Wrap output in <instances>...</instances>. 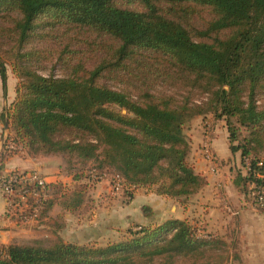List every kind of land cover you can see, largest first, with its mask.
<instances>
[{"label": "trees", "instance_id": "1", "mask_svg": "<svg viewBox=\"0 0 264 264\" xmlns=\"http://www.w3.org/2000/svg\"><path fill=\"white\" fill-rule=\"evenodd\" d=\"M38 21L86 29L109 42L103 43L111 56L87 70L74 52L65 56L71 52L65 45L58 58L65 56L64 74H38L33 53L21 52ZM7 41L13 43L2 53ZM2 54L18 79L14 99L0 115L6 138L29 155L61 156V174L75 171L73 159L92 161L97 173L107 169L121 179L125 195L145 189L185 206L206 184L190 160L186 132L193 120L212 114L224 118L229 150L240 154L233 181L238 192L246 201L255 189H264V158L251 145L264 131V107L257 103L264 102V0H0V82L6 93ZM140 69L148 86L155 84L154 90L158 83L166 92L147 88L131 95L100 82L103 72ZM195 94L206 99L195 103ZM236 124L249 132L248 139ZM15 154L2 145L0 162ZM243 158L251 160L248 171ZM61 184L46 185L35 216H52L63 229L64 214L82 210L89 190L77 186L57 195ZM15 190L31 192L26 186ZM12 201L21 203L18 197ZM33 206L26 195L24 211L13 206L12 217L32 218ZM256 209L264 213V206ZM141 210L145 218L153 214L149 207ZM135 227L140 229L125 233L130 239L105 246L15 240L0 246V264H211L213 251L226 246L217 236L198 237L197 226L187 220Z\"/></svg>", "mask_w": 264, "mask_h": 264}, {"label": "crops", "instance_id": "2", "mask_svg": "<svg viewBox=\"0 0 264 264\" xmlns=\"http://www.w3.org/2000/svg\"><path fill=\"white\" fill-rule=\"evenodd\" d=\"M6 86V90L10 91L11 89L13 94L14 88L9 81ZM1 112L0 109V115ZM203 120L205 119L193 120L187 129V136L191 146L190 160L195 172L205 179L206 184L197 194L190 197L185 206L145 189H133L131 196L123 195L125 200L123 203L116 202L117 200L114 197L116 194L114 193L109 196L110 198L107 197L108 195H103L104 200L98 201L103 207L102 213H97L94 220L92 219L94 216L91 217L90 225H86L87 228L82 227L83 229L77 231L79 233L80 230H83V234L80 233L81 236L75 235L69 240L77 244H86L93 241L94 244L97 242V245L98 243L102 245L111 240L113 241L115 238L117 239L121 235L124 236L128 229H133L132 227L151 226L169 219L187 220L191 224L203 228H207L204 224L220 228L222 221L223 224L226 223L224 219L222 220L223 217L219 216V214H223V216L227 215L235 219L236 233L238 231L240 233V244L238 243L240 248L237 252L239 261L243 264H264V213L250 209L244 196L234 186V178L226 176V172L222 168L213 171L211 169L212 165L203 156L201 157L199 152H194V145L196 141L199 145L203 143L202 147H208L218 160H226L227 162L231 159L235 161V164L239 160L238 171L240 169V154L230 152L226 129L223 125H218V120L204 121V123ZM205 125L208 126L205 128ZM5 133V127L0 120V153L2 150V137ZM59 165L60 161L55 156H33L21 152L6 157L0 162V174L14 169L22 171L35 170L45 176L48 182H55L54 180L57 181L62 177L59 172ZM228 165L230 168V163ZM104 190L109 194L108 188ZM101 192L100 189L99 191L95 189L93 196L88 199V204L98 205L96 203L98 199L96 193L99 195ZM216 206L218 207L216 208ZM143 207H149L152 210L153 214L150 218L143 216L141 210ZM4 213L5 202L0 193V246L19 240L14 232L16 228L13 225L15 226V224L8 219H4ZM76 214L67 213L66 215L72 217ZM213 218L218 221L215 222ZM228 219L230 218L226 220L228 221ZM44 220H49V218Z\"/></svg>", "mask_w": 264, "mask_h": 264}, {"label": "rangeland", "instance_id": "3", "mask_svg": "<svg viewBox=\"0 0 264 264\" xmlns=\"http://www.w3.org/2000/svg\"><path fill=\"white\" fill-rule=\"evenodd\" d=\"M43 22L38 21V26L34 29L33 34L30 36V38L27 40L26 43L22 45L21 52H31L33 53V62L32 65L35 67H40L37 69V73L41 74L43 76H49L52 75L56 78L61 77L65 72V66L63 64L64 57H71L73 55L72 52H74L75 57H78L82 60V62L85 65V68L87 70L93 69L96 65L101 64L103 61L108 60V58L111 56V52H108V47L105 46L103 42L109 43L106 39H98L95 37L96 35L89 32L86 29H80L76 27L67 28L66 26H55L53 28L51 27H45ZM72 26V25H71ZM104 40V41H103ZM7 44L2 43L1 52L7 51L9 49L8 46L12 45L13 42L7 41ZM67 45L68 49L71 52H68L61 60H58L59 58V51ZM3 53V52H2ZM3 55V54H2ZM3 58L6 62V74H7V84L8 81L10 85L13 86L15 89L16 84L18 83V79L14 75L12 71V67L10 66V60L8 58L7 54L3 55ZM36 61V62H35ZM138 69V68H137ZM100 82L105 84L106 86L114 89V90H122V91H128L131 95H136L139 93L140 90H145L147 88H151L153 86H148L149 81L147 80V77L144 72L140 69L139 71H127L121 75H117L114 73L109 72H103L102 78L100 79ZM166 87L163 85L156 84L154 90L151 88V92H166ZM14 92L12 94L11 89L10 91L6 90V93H4L1 82H0V109L4 112L8 108V106L12 103L14 99ZM193 102L199 103L200 101H204L206 99V96L204 95H193ZM262 101L257 102L259 106L264 107V102ZM4 103V104H3ZM3 108V109H2ZM125 111H122V114H124ZM204 121H215L218 120V125H223L226 129V124L224 121V118H215L212 114H206V117L203 118ZM217 124V123H216ZM214 124V125H216ZM208 125H205V128ZM236 127L238 128V124H236ZM238 133L241 136V138L248 139V131L243 128H238ZM227 133V129H226ZM187 135V132H186ZM228 135V133H227ZM4 137H2V141ZM258 142L251 143L252 148H254L253 152H255L256 155L261 156L264 158V131L260 135H257ZM1 141V142H2ZM204 144L199 143L196 141L194 145V152L200 153L201 157L208 161L204 156V150L205 148L208 149L210 152L211 150L208 147H202ZM102 148V147H100ZM101 150L99 149L98 152ZM30 152V151H29ZM209 152V153H210ZM31 153V152H30ZM212 153V152H211ZM33 154V153H32ZM213 155V153H212ZM61 156L57 157L59 159L60 163ZM191 157V155H190ZM195 157V156H193ZM62 158V157H61ZM67 159V158H66ZM194 159V158H193ZM73 166V169L75 171L71 172L70 176L75 178V176L78 177L74 181L73 178L70 176L63 174L61 179H58L57 181L62 182L60 187L58 186V189L56 191V194L59 195L62 193L65 189L67 190H74L75 188L85 186L88 188L89 197L93 196V191L95 193V189L99 191V189L103 192L104 189L108 188V193L104 192L101 194H97V204L93 205L91 203L86 204V206L83 208V210H80L78 214L71 217L64 214V221H65V227L63 229H60L57 227L52 220H54V217L49 220H38L35 218H28L24 221H17V218H13L11 216H6L4 219L10 220L13 225L15 235L19 237V242H22V244H28L31 240H42L47 243H53L55 241H70L69 239H72L73 236L78 235L81 236L80 233L83 234V230H80L79 233L77 231L79 229L87 228L90 225L91 217L92 219H96L97 213H102L103 207L99 204L98 201L104 200L103 195H108L107 197L111 196L112 193L116 194L114 197L116 198V202L123 203L125 200L123 198V195H125L123 188H121L119 191H114L112 189V186L110 185L111 179L115 177L116 175L112 171H108L107 169H104L101 171V173H97V171L94 170V167L96 166L95 163L92 161L88 162H79L77 159L71 160ZM212 166L211 169L213 171L222 168L226 172V176L228 177H236V174L238 173V163L235 164L234 160L229 159L227 162L226 160H218V158L213 155V159L211 161H208ZM230 163V168L228 167ZM38 172V171H37ZM61 172V170L59 171ZM39 173V172H38ZM98 174L101 176V179L98 180L97 176H94L95 174ZM42 175L41 173H39ZM43 176V175H42ZM54 176V175H52ZM57 182L56 180H54ZM63 184L65 186H63ZM103 196V197H102ZM127 196V194L125 195ZM110 198V197H109ZM248 203V206L250 209H253L257 211L255 206H252L251 201L252 198L249 200H246ZM93 203V202H92ZM95 203V202H94ZM116 204V203H115ZM114 204V205H115ZM218 206H216L217 208ZM219 216L223 217L222 220H225V224H221V227L214 228L210 224H204L207 226V228H203L202 226H197L196 235L198 237H203L204 239H208V235H214L220 238H225L226 246H219L217 251H213L211 254L210 263L211 264H243L239 259H236L237 252L239 251V231L236 233V228L234 227L235 219L233 217H229L227 215L223 216L219 214ZM99 217V216H98ZM227 218L228 221L226 220ZM214 219V218H213ZM220 219V218H219ZM233 220V221H232ZM49 221V222H48ZM215 222H217L214 219ZM200 222V221H199ZM204 223L203 221H201ZM67 224V226H66ZM80 224V225H79ZM79 225V226H78ZM94 225V224H92ZM214 225V224H213ZM83 227V228H82ZM234 227V228H233ZM133 231H138L140 227H132ZM222 235V236H221ZM207 237V238H206ZM131 238V235H124L117 237L116 241L113 239V241H109L106 244H102V246H105L107 244L111 243H118L121 241H125ZM71 242V241H70ZM93 241H91L92 243ZM97 242H95L96 244ZM97 245V244H96ZM99 246V243H98ZM238 258V257H237ZM205 261V258L203 259Z\"/></svg>", "mask_w": 264, "mask_h": 264}, {"label": "built area", "instance_id": "4", "mask_svg": "<svg viewBox=\"0 0 264 264\" xmlns=\"http://www.w3.org/2000/svg\"><path fill=\"white\" fill-rule=\"evenodd\" d=\"M7 132L4 134V140L2 141V145L6 147V149L13 151L15 153L22 152V146L15 144L14 142L8 140L6 138ZM208 149L205 148L204 156L208 161L213 159V155ZM250 159L243 158V168L248 171L250 169ZM258 165H262V162H259ZM101 177V176H100ZM49 183L45 176L40 175L35 170L30 171H22V170H10L0 176V192L5 196V215L14 216L15 209L13 206H17V212L22 213L26 207V195H30L33 198L34 208L32 209L33 217L35 218L37 210L42 207L43 201L47 197V188L46 185ZM110 185L114 191H119L123 185L121 179L116 175L111 179ZM17 186H26L28 191H23L22 193H16L15 188ZM12 197H18L21 202L20 205H14L12 201ZM251 204L255 207L264 206V189H255L251 193Z\"/></svg>", "mask_w": 264, "mask_h": 264}]
</instances>
